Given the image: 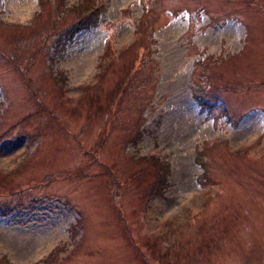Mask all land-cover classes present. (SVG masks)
Here are the masks:
<instances>
[{"label": "rangeland", "instance_id": "374dc122", "mask_svg": "<svg viewBox=\"0 0 264 264\" xmlns=\"http://www.w3.org/2000/svg\"><path fill=\"white\" fill-rule=\"evenodd\" d=\"M61 1L0 0V264H264V0H155L93 116L144 0Z\"/></svg>", "mask_w": 264, "mask_h": 264}, {"label": "trees", "instance_id": "16d2710c", "mask_svg": "<svg viewBox=\"0 0 264 264\" xmlns=\"http://www.w3.org/2000/svg\"><path fill=\"white\" fill-rule=\"evenodd\" d=\"M49 1V0H46ZM50 3L54 5V9L55 11H60L62 9L58 10V5L61 3L62 5V1L61 0H50ZM142 7L145 11V13L148 15V13L152 12V13H157L160 4L158 1L155 0H144L142 1ZM90 8V4L86 3V6H84V9H82V6H78L73 8L76 11L77 15H80V17L78 18V20L75 22L74 25L77 24V28H79V26H86L87 23L89 22V19H91V15L93 13L88 12L87 9ZM87 12V13H86ZM54 14H49V18L54 16ZM152 15H148L147 18H145L144 22L141 23L139 18L137 19H133V23L135 25V42H136V47H137V51L135 54V57H133L131 59V62H128V64H126L124 66L122 75L120 77V79L118 80V82L106 92V96H105V103L103 104L101 102L100 97L98 96H92L91 98H88L87 103H89V111L93 115H103L105 114L109 108L114 107L117 105L118 101L120 100L119 97L121 96V94L123 93L124 89L127 87V85L129 84V82L131 81L132 78V73L133 71L136 69V67L139 69L140 67H144L145 66V57H146V50H148L151 46V40L153 39V32L150 30V28H152L151 21L147 20L148 18H150ZM92 18L96 19L94 15H92ZM51 19V18H50ZM138 23H141L140 25L135 22L138 21ZM143 21V20H142ZM51 22V21H50ZM52 24V23H51ZM91 24H89L87 27H89ZM71 27V26H69ZM68 28V27H66ZM63 29V30H66ZM81 28V27H80ZM79 28V30H80ZM35 37V35H34ZM24 39V36L21 37L19 39V42ZM143 45L142 48L144 49V51L140 52L138 49H141L140 45ZM42 47H46V49L49 48V45L45 42H42ZM51 47H53V45H51ZM135 52V49H134ZM102 58L99 61V66L101 67L102 72H99V80L102 78L103 75H105L107 73V71L109 70V68H111V66L117 61L119 55L121 54V52L116 53V50L112 48V43H106L103 52H102ZM211 57V55H208ZM40 132V130H39ZM39 134V133H38ZM138 135V133L136 134ZM145 173L139 175L138 174V178H144ZM165 182V179H163V177H159L157 180V184L154 185L153 184V188L156 189V192L160 193L163 187V183ZM4 185H2L0 183V187H2ZM152 186L149 187V189H151ZM145 191V190H144Z\"/></svg>", "mask_w": 264, "mask_h": 264}, {"label": "bare ground", "instance_id": "6f19581e", "mask_svg": "<svg viewBox=\"0 0 264 264\" xmlns=\"http://www.w3.org/2000/svg\"><path fill=\"white\" fill-rule=\"evenodd\" d=\"M16 7L17 8H19L20 7V4H17L16 5ZM15 9L16 10V12H18V15L16 14V13H13V16L14 17H18V16H21V17H25V15H26V13H27V11H28V7H26V8H24L23 10H21L20 12H19V9ZM20 18V17H19Z\"/></svg>", "mask_w": 264, "mask_h": 264}]
</instances>
